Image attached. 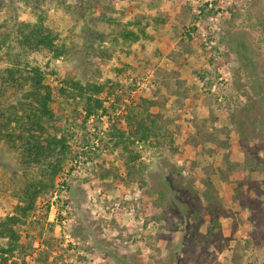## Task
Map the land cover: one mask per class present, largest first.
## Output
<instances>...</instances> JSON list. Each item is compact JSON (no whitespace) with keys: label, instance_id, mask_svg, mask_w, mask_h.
Segmentation results:
<instances>
[{"label":"rangeland","instance_id":"obj_1","mask_svg":"<svg viewBox=\"0 0 264 264\" xmlns=\"http://www.w3.org/2000/svg\"><path fill=\"white\" fill-rule=\"evenodd\" d=\"M51 1L46 25L68 54L11 40L0 68L12 54L43 70L69 155L13 227L12 257L0 233V264H264V0H98L88 19L66 9L85 0ZM126 26L147 36L124 41ZM65 81L104 86L93 96L103 108L88 117V95ZM130 110L152 128L148 142L129 134ZM38 174L0 143V226L18 216L13 185Z\"/></svg>","mask_w":264,"mask_h":264},{"label":"trees","instance_id":"obj_2","mask_svg":"<svg viewBox=\"0 0 264 264\" xmlns=\"http://www.w3.org/2000/svg\"><path fill=\"white\" fill-rule=\"evenodd\" d=\"M15 1L22 2L36 21L26 22L15 18L18 14ZM53 1L56 5H64L67 0L51 2ZM97 2L98 0H85L82 8L78 5L73 7L66 5V9L79 11L83 18L88 19L92 11L95 14ZM45 4L46 0H0V44L7 45L12 40L25 52L46 51L55 60L68 54L67 50L58 47L57 33L46 25L48 13L44 10ZM100 16L102 17V14ZM109 21L114 22V26H119L116 21L112 19ZM84 30L85 27L83 32ZM118 36L127 42H139L147 35L143 29L134 31L126 26ZM7 55L10 57V64L0 68V143L6 145L9 152L16 154L21 168H37L39 173L38 179L25 178L18 187L16 183L13 185L15 197L19 201L16 207L18 216L7 218L0 226V233L10 239L9 247L1 250V253L12 257L19 248V236L13 227L36 213L39 198L54 187L64 170L69 147L66 139L59 137L53 126L56 120L53 109L55 93L53 87L46 83L43 70L40 67L22 66V59L16 55ZM65 83L75 88L80 95H88L89 105L86 108L88 117L103 108L102 101L94 97L104 92V86L91 84L82 86L74 81H65ZM61 92L64 93L65 90L61 89ZM262 95L260 96L264 98ZM10 97L14 98L15 103L7 105L4 101ZM90 102L94 103V106ZM128 115H130L127 119L129 134L141 142H148L153 131L147 125L146 119L138 117L131 110ZM112 129L115 137L125 139L124 131L116 132L114 127ZM2 260L4 264L9 262V259L3 257ZM163 264H179L178 258L171 262L164 261Z\"/></svg>","mask_w":264,"mask_h":264}]
</instances>
